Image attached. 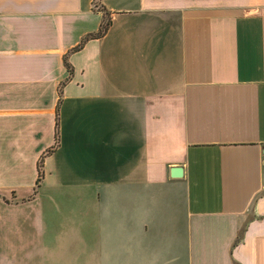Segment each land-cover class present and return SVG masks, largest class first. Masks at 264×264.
<instances>
[{
	"label": "crops",
	"instance_id": "1",
	"mask_svg": "<svg viewBox=\"0 0 264 264\" xmlns=\"http://www.w3.org/2000/svg\"><path fill=\"white\" fill-rule=\"evenodd\" d=\"M0 264H264V0H0Z\"/></svg>",
	"mask_w": 264,
	"mask_h": 264
},
{
	"label": "trees",
	"instance_id": "2",
	"mask_svg": "<svg viewBox=\"0 0 264 264\" xmlns=\"http://www.w3.org/2000/svg\"><path fill=\"white\" fill-rule=\"evenodd\" d=\"M108 25H109V20H105L104 23L100 26L99 30L95 33H91V34H88L81 42L80 44H78L76 47L73 48V50H77L79 49L83 44L84 42L89 39V38H92V37H97L99 35H101L102 33H105V31L107 30L108 28ZM65 65L66 67L69 69L70 71V64L67 62V60L65 59ZM37 169H38V178H37V182H36V186L39 185V180L42 178L43 176V169H42V159H40V161L38 162V166H37ZM36 191V190H35ZM34 191V192H35Z\"/></svg>",
	"mask_w": 264,
	"mask_h": 264
},
{
	"label": "water",
	"instance_id": "3",
	"mask_svg": "<svg viewBox=\"0 0 264 264\" xmlns=\"http://www.w3.org/2000/svg\"><path fill=\"white\" fill-rule=\"evenodd\" d=\"M182 166L177 165V166H172L170 168V175L173 177H178L182 175Z\"/></svg>",
	"mask_w": 264,
	"mask_h": 264
}]
</instances>
